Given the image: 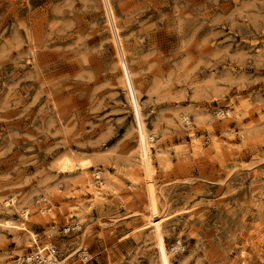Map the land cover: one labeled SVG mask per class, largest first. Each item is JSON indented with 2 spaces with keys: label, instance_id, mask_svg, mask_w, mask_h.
<instances>
[{
  "label": "rangeland",
  "instance_id": "rangeland-1",
  "mask_svg": "<svg viewBox=\"0 0 264 264\" xmlns=\"http://www.w3.org/2000/svg\"><path fill=\"white\" fill-rule=\"evenodd\" d=\"M108 3L152 179L103 0H0V264H264V0Z\"/></svg>",
  "mask_w": 264,
  "mask_h": 264
},
{
  "label": "bare ground",
  "instance_id": "bare-ground-1",
  "mask_svg": "<svg viewBox=\"0 0 264 264\" xmlns=\"http://www.w3.org/2000/svg\"><path fill=\"white\" fill-rule=\"evenodd\" d=\"M103 2L105 5V10H106L105 14L107 15L108 22H109V25H110V28L112 31V35H113V40L116 44L117 52L119 55V63H120V67H121L122 81H123V84L126 88L127 97H128L129 103L131 105L130 107L132 108L133 117H134L136 127H137V129H136L137 130L136 143H137V148H138V152H139V155H138L139 156V158H138L139 164H137V166L132 169V179H135L137 176V177H142L145 181H149L152 179V172H153V164H152L153 161H151V156H153V154L150 155V152H151L150 151V141L153 138V135H152L153 133L151 134L148 132V130L145 127V124L143 122L144 119H142L143 117L141 116L140 107L137 103L134 86L132 84L130 74H129V68L127 69V66H126V63L124 60V54H123V51L121 48L119 36L117 34V28L114 24L113 15H112L111 9L109 7L108 0H103ZM159 153H160V151H159ZM55 165H56V168L60 172H65V173L73 172V170L78 167V168L83 170V172H82L83 174H86V171L84 169L89 168L90 160L80 159V160L76 161L73 158H71L70 156L64 155L56 161ZM93 173H94L95 178H100V176L103 175V173L101 171H97V170H94ZM133 174L135 176H133ZM85 178L86 179L83 180L84 182H81V183L78 182L77 184L80 186H83V187L85 185L91 184V182H92L91 177L86 175ZM100 185H104L103 182H101ZM91 186H92V184H91ZM91 186H90V188H87V189L89 190L88 192L92 196L94 194L100 193V188H91ZM70 187L73 188L71 186V184H67L66 188H64L65 194L67 196H71L73 193L70 190L71 189ZM96 187H98V186H96ZM22 214L27 215L26 210H24V213H22ZM153 228L155 230L154 231V237H155V243H156V248H157V253H158L159 264H170L168 251L165 248L162 234L158 230V224H155L153 226ZM32 255L33 254H31L30 257L34 256V255L33 256ZM30 257H27V259L28 258L30 259Z\"/></svg>",
  "mask_w": 264,
  "mask_h": 264
},
{
  "label": "built area",
  "instance_id": "built-area-1",
  "mask_svg": "<svg viewBox=\"0 0 264 264\" xmlns=\"http://www.w3.org/2000/svg\"><path fill=\"white\" fill-rule=\"evenodd\" d=\"M56 256V249L54 246L49 247L46 252L39 254L38 252L30 259H24L26 264H54Z\"/></svg>",
  "mask_w": 264,
  "mask_h": 264
}]
</instances>
